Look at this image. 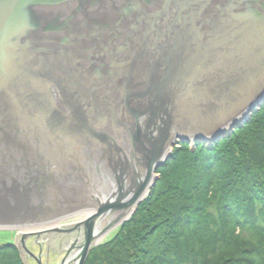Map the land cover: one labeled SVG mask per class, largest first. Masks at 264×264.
Instances as JSON below:
<instances>
[{
    "label": "water",
    "instance_id": "obj_1",
    "mask_svg": "<svg viewBox=\"0 0 264 264\" xmlns=\"http://www.w3.org/2000/svg\"><path fill=\"white\" fill-rule=\"evenodd\" d=\"M263 103L264 0H0V228L26 264L45 242L85 264L178 140L217 142Z\"/></svg>",
    "mask_w": 264,
    "mask_h": 264
},
{
    "label": "trees",
    "instance_id": "obj_2",
    "mask_svg": "<svg viewBox=\"0 0 264 264\" xmlns=\"http://www.w3.org/2000/svg\"><path fill=\"white\" fill-rule=\"evenodd\" d=\"M195 150L178 142L133 216L85 264H264V104ZM0 264H25L15 244Z\"/></svg>",
    "mask_w": 264,
    "mask_h": 264
},
{
    "label": "rangeland",
    "instance_id": "obj_3",
    "mask_svg": "<svg viewBox=\"0 0 264 264\" xmlns=\"http://www.w3.org/2000/svg\"><path fill=\"white\" fill-rule=\"evenodd\" d=\"M241 125H245V124H241ZM241 125H239V126H241ZM236 129H238V128H236ZM236 129H234V130H236ZM234 130H232V131H234ZM232 131H230L229 135L231 133H233ZM196 143H197L196 141L195 142H190L188 145H190V148L192 150H195V148L197 147ZM207 143L208 144H211L213 142H210L209 141ZM178 144L176 146H178ZM88 210H90V209H88ZM88 210H85V211H88ZM66 215H69V214H66ZM66 215H62V216L59 215V217H66ZM82 216H86V215H82ZM61 223H63V222L62 221H56L55 222V224H57V225H61ZM16 235H17V230H15V229H12V228L11 229H8V228H0V245L1 244H7V243H10V244L14 243L15 242Z\"/></svg>",
    "mask_w": 264,
    "mask_h": 264
},
{
    "label": "bare ground",
    "instance_id": "obj_4",
    "mask_svg": "<svg viewBox=\"0 0 264 264\" xmlns=\"http://www.w3.org/2000/svg\"><path fill=\"white\" fill-rule=\"evenodd\" d=\"M178 142H182V141H179L178 140ZM177 144H175V145H173V148L176 146ZM167 161V160H166ZM165 161V162H166ZM164 162V163H165ZM164 163H163V165H164ZM163 165H161V166H163ZM161 166H159V167H161ZM159 167H157L156 168V171H155V176H156V182L158 181V179H159V177H160V174L158 173V168ZM156 182H155V184H156ZM154 184V185H155ZM154 185H153V187H154ZM153 187L150 189V192L149 191H146L145 193H144V195H146V194H148L147 195V197L150 195V193L152 192L151 190L153 189ZM149 192V193H148ZM84 212H86V211H84ZM77 215H80V217L83 215V214H81V213H79L78 212V214ZM76 215V216H77ZM115 216V215H114ZM82 217H87V216H82ZM110 218H111V216L110 215H108V214H106L105 216H103L100 220H99V223H98V228H97V231L99 232L100 231V229L102 228V227H104V225L106 224V223H108L109 221H110Z\"/></svg>",
    "mask_w": 264,
    "mask_h": 264
},
{
    "label": "flooded vegetation",
    "instance_id": "obj_5",
    "mask_svg": "<svg viewBox=\"0 0 264 264\" xmlns=\"http://www.w3.org/2000/svg\"><path fill=\"white\" fill-rule=\"evenodd\" d=\"M89 186H90V184H89ZM80 199H81V200H80L79 202H82V201H83L84 204H85V206H88V205L91 206L90 203H91L92 201H91V202L88 201V202H89V203H88V202L86 201V200H87V197H86L85 199H83V198H80ZM86 202H87V203H86ZM89 206H88V207H89ZM91 207H92V206H91ZM87 209H88V208H87ZM77 211H81V209H80L79 207H77V209H73V211L70 212V213H77ZM31 246H32V245H31ZM36 247H37V248H36ZM32 248H34V247H32ZM35 248L38 250V249H39V246H35ZM44 251H45V253H44V255H45L44 261H46V253H47V251H46V245H45V250H44ZM50 253H51L50 255H53V254H54V252H53L52 250H50Z\"/></svg>",
    "mask_w": 264,
    "mask_h": 264
}]
</instances>
